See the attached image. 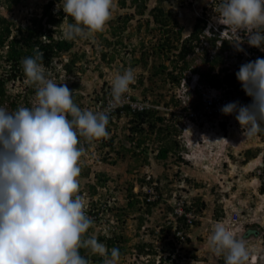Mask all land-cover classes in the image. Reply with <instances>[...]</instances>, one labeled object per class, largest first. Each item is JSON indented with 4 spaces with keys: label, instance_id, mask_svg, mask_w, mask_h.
<instances>
[{
    "label": "clouds",
    "instance_id": "obj_1",
    "mask_svg": "<svg viewBox=\"0 0 264 264\" xmlns=\"http://www.w3.org/2000/svg\"><path fill=\"white\" fill-rule=\"evenodd\" d=\"M208 5L203 4L202 0H176L171 5L178 26L182 29L181 39L189 37L197 19L204 27L205 17L211 16L206 12L214 7ZM61 9L65 19L71 17L73 20L64 24V38L86 39L103 31L112 18L115 3L114 0H63L62 6L57 4L55 11ZM213 9L216 12L213 13L217 14L212 18L213 22L220 29L228 27L236 32L246 31V43L264 51V0H219L217 9ZM243 43L232 45L237 51L244 52ZM173 53L176 55L177 49L172 50V57ZM43 57L44 54L37 50L33 56L22 60L24 80L29 86L21 94L29 91L28 104L23 102V106L11 112L0 107V264H91L89 258L81 254L82 249L102 257L103 264H119L121 253L118 248L109 249L95 234H88L94 220L87 214L85 196L80 194L82 158L86 157L91 143L96 140L103 142L110 135L107 130L109 111L87 110L103 88H94L86 94L89 101L86 109H81L73 100V91L68 88L75 83L73 73H66L61 63H54L53 68L46 70ZM61 59L64 62L68 60L64 57ZM187 59L189 68L194 64L190 60L196 57L189 55ZM187 68L181 72L179 82L186 78ZM176 71L179 72L178 69ZM193 71L204 75L199 68ZM235 75L250 102H229L220 111L225 116H234L243 136L252 138L264 132V58L257 57L242 64ZM135 80V71L130 67L115 74L111 83L110 107L123 102ZM179 82L172 86L173 97ZM137 87L130 89L132 93L141 89L138 94L133 93L134 97H144L143 88ZM77 90L82 92L81 89ZM192 90L195 89L189 86L185 91L190 93ZM9 93L13 97L10 88ZM160 106L164 114V106ZM127 118H124L126 124ZM184 123L180 122L183 124L182 131L188 130ZM110 127L111 131L114 127L109 126L108 129ZM204 128L207 129L206 134L213 133V140L220 143L222 153L227 149L233 150L235 145L228 138L229 129L224 122L218 125L210 123ZM223 129L226 130L224 133ZM200 132L196 135H202ZM219 132L220 137L217 136ZM85 144L91 145L86 149ZM189 146L190 143H184L187 152H190ZM260 149L259 146L256 155L249 160L244 158L243 163L251 162L253 169L260 159ZM257 189L262 194L261 189ZM235 202V206H221L216 217L206 218L213 228L208 246L215 256L223 257L224 264H254L262 259V223L256 213L250 215L247 212L249 209H246L244 202ZM180 205L184 208V203ZM177 207L172 212L171 221L176 227L180 223L175 213ZM257 207L260 208V205ZM188 210L195 215L192 225H188L193 227L201 218L196 207L184 208V211ZM236 210L241 215V223H228L230 213ZM179 217L186 223L184 215ZM236 234L259 235L261 248L256 251L252 249L249 253L245 241L237 239Z\"/></svg>",
    "mask_w": 264,
    "mask_h": 264
},
{
    "label": "rangeland",
    "instance_id": "obj_2",
    "mask_svg": "<svg viewBox=\"0 0 264 264\" xmlns=\"http://www.w3.org/2000/svg\"><path fill=\"white\" fill-rule=\"evenodd\" d=\"M31 1L34 4L35 2L40 4L38 6L40 12L42 4L48 0ZM52 1H54V10L57 4L62 6L63 0ZM154 2L155 0H149L148 4L152 5ZM175 2L176 0H162V3L169 8ZM202 2L205 5L212 4L215 9L219 4V0H202ZM114 3L115 9L112 12V18L106 23L103 31L96 32L86 39H75L71 50L61 56L69 59L73 52L85 53L88 63L81 60L76 63V67L81 65L85 70L78 73L80 76L75 78L80 84L83 83L85 89L80 88L82 90L80 94L85 97L94 88L104 89V79L109 77L110 82H112L117 72L122 73L129 67L128 62H131L129 60L133 56L138 58L141 52H151L153 49L151 48L152 44L157 41L158 31H146L145 25L139 23L142 18L134 16L128 22L125 32L119 37H123L126 47L121 48L120 45H117L120 52L116 53L109 64L99 62L102 52L111 50V46L104 44L103 37L114 39L111 36L112 25L116 24L115 22L120 20L126 13L127 15L134 13V7L130 6V0H126L127 7H121L119 0H114ZM33 5L27 7H22L23 5L16 6L11 12L0 9V13L12 15L16 20L23 22L26 16L35 11ZM66 23H68V20L62 19L60 28H63ZM184 33H187V31H184ZM136 43L138 44L136 47L139 49L132 52V45ZM139 43L146 44V47H140ZM167 54L170 55V59L165 61L164 64L169 70L174 64L172 63L174 57L170 53ZM151 57L152 55L144 67L136 65L134 71L135 74L142 72L144 74L143 83L146 85L145 87L148 86L145 95L154 100L155 98L161 99L163 103L171 97L172 89L169 88L166 82H162L166 77L164 76L165 73H155L159 62L163 60ZM124 61L127 62V66ZM193 61L194 64H199L198 68L201 73L208 72L209 64L200 63L196 59L190 60V63ZM97 65L98 68H96ZM100 69L102 75L99 76ZM147 74L148 79H146ZM28 86L29 84L24 79L9 86L14 98L16 99V96H19L17 100L21 102V106H23L22 99L24 97H20V94L22 91L27 90ZM140 88L143 87L140 86ZM140 91L141 89L134 90L133 93L138 94ZM7 103L5 102L0 107H4L11 112ZM167 108L168 110L164 112V122L174 124L180 132L173 136L179 141V148H176L177 152H175L176 149L173 150L172 148L166 158L157 156L156 147L160 144V141L155 138V140L148 142L146 152L139 155L129 151L115 152L110 146L103 145V142L99 140L94 141L88 147L87 155L81 161L80 194L85 196L87 203L95 209L100 219V221L94 222L90 235L103 234L107 237L111 235L110 227L111 230L116 229L123 247L122 252H120L119 264H222V256H215L209 249L208 238L213 228L211 227L212 224L209 225L207 222V219L209 220L212 216L215 215L214 217H216V214L218 215L221 206H235L237 200L244 202L250 215L256 213L262 223L261 231L264 233V197L259 194L257 180L250 172L252 166L243 163L244 152L248 149L257 152L258 145H262L264 137L247 138L243 136L240 129H236L234 132L229 129L228 138L235 146L233 150L227 149L222 153L221 148H219L220 143L213 140V133L209 137V134L206 136L194 135L189 130L182 131L181 126L183 124H180V122L185 121L183 114L175 111L174 104H170ZM169 112L174 114L172 115ZM164 124L158 123L157 126H164ZM116 125V128L114 127L110 131V135L113 136L108 135L106 140L113 137V144L117 145L118 140L122 139L126 133V129H124L126 122L124 119H120L117 120ZM219 133L221 134V132ZM185 142L190 143L196 153L187 152L184 148ZM260 147L263 149L262 146ZM258 159L257 157L256 161ZM243 166L248 168L244 169ZM97 173H104L103 176L107 178L105 187L97 186L96 192L93 194L89 184L95 182ZM129 188L136 195L140 191V195L137 196L140 199L149 194L153 197L155 195L157 199L161 196L162 199L165 198L166 200L157 202V205L149 213H146L144 206H142V211L134 212L129 207L126 208L127 196L130 194ZM251 194L253 195L250 196ZM194 197H200V202L205 205L201 209L199 205L197 210L201 220L198 219L196 225L182 231L185 235L184 239L178 237L179 235L177 236L175 223L172 224L170 231H162L164 223H170L173 218V214L167 212L166 208L171 206L182 207L181 203H189ZM259 205L260 208L257 207ZM139 216L143 217V223L140 226ZM185 231L187 233H184ZM235 236L237 239L245 241L249 253L252 252V249L256 251L261 248V240L258 236L253 237V235L247 234H236ZM138 243L151 244L152 254L146 256L139 253L135 248ZM146 249H149V247ZM87 255H91V253L88 252ZM91 264L93 263L91 262Z\"/></svg>",
    "mask_w": 264,
    "mask_h": 264
},
{
    "label": "trees",
    "instance_id": "obj_3",
    "mask_svg": "<svg viewBox=\"0 0 264 264\" xmlns=\"http://www.w3.org/2000/svg\"><path fill=\"white\" fill-rule=\"evenodd\" d=\"M37 1V0H35ZM130 6L134 7V13L124 15L121 17L120 20L115 22L116 24L112 25L111 29V36L114 39H109L107 37H103L104 44L106 46H111V50L104 51L101 54V60L99 62H107L108 64L114 59L116 53L120 52L119 47L121 48L126 47V43H124L123 37L119 38L120 35L125 32L126 27L128 26V22L134 16H140L142 21L139 23L145 25L146 31H158L157 41L152 44V51L154 52H141L140 57L136 58L133 56L128 62L129 67L134 69L136 65L140 67H144V65L148 62L149 57L152 55L151 58H159L163 61L159 62L158 68L155 70V73H165L164 81L167 84H170L169 88L172 89L173 85H176L179 82L181 72L184 68L188 67L189 61L187 57L189 55H193L194 50V40L197 39L198 33L202 30V26L200 25V20L197 19L192 26V31L189 37L181 39L182 29L178 26V21L174 17L173 11L171 8L167 7L162 3V0H155L154 4L149 5V0H130ZM34 2L31 0H0V9H3L6 12H11L16 6H31ZM119 4L121 7H127L126 0H119ZM40 4L36 3L33 5L35 6L33 9L35 10L30 15L26 16L24 21L16 20L12 15H5L4 13H0V106H2L5 102H8L7 105L10 108V111L16 110L20 106V101L17 100L19 96L12 97L9 93L8 84H15L17 81H21L25 78L23 67H22V60L25 57L33 56L37 50L41 51L44 54L43 57V64L46 70L51 69L54 67V63H61L62 67L64 68L66 73H73L74 75V88H68L73 91V100L74 102L81 108L86 109V103H88L89 99L85 98L83 95H80L77 89L84 88L82 84L75 79L80 76L78 73L85 70L84 67L81 65L77 66V62L84 61L87 62L85 58V53H77L73 52L72 56L64 62L61 59L63 54H66L71 48L74 46V40H67L63 36V28H60L61 20L65 19V14L62 10L55 11L54 10V1L48 0L46 3L42 4L41 11H38V6ZM68 23H72V18L67 17ZM141 20V19H140ZM214 39H212V42ZM132 45V44H131ZM137 43L132 45L131 51H138ZM140 47H146V44L139 43ZM151 46V45H150ZM149 46V47H150ZM118 47V48H117ZM227 42L223 48H226ZM177 49L176 55L173 53V62L174 65L170 69L167 70V66L164 64L165 61H169L170 53L172 55V50ZM219 62L218 58H214L211 61L207 62L210 68L207 70H211V68ZM127 62L124 61V64ZM180 64V65H179ZM179 65V66H178ZM99 66L97 65L96 68ZM128 67V68H129ZM174 67V68H173ZM178 71L175 72V70ZM101 70V69H100ZM167 70V72H166ZM102 75L99 73V76ZM210 74L204 73L205 79L211 85H219L220 80L216 77H210ZM53 78V75H51ZM144 74L138 73L136 74L135 83L130 86L134 89H138L137 86H142L143 93L148 90V86L145 87L143 83ZM56 78H58V73H56ZM146 79H148V74L146 75ZM75 90V91H74ZM32 93H34L32 91ZM23 102L28 104V96L31 95L29 91H26L24 94ZM146 99L153 101V103L157 105H162L164 107L169 106L170 104H176L177 101L171 94V97L168 101H164L162 103L161 99H151L148 95L143 94ZM172 102V103H171ZM170 114H174L169 112ZM124 114L125 118H127V124L124 126L126 129V133L122 137V139L118 140L119 142L113 144V137L109 138V140H103V145L110 146V148L115 152H125L129 151L134 153L135 155H139L142 152H146L148 142L155 139L160 141V144L156 147L157 156L160 158H166L170 150H175L179 148V141L176 140L173 136L178 134V129L174 124H167L165 123V113L161 111V107L159 109L149 108L143 110H136L131 111L129 107H125L124 111L117 113V118ZM164 124V126H157V124ZM117 123H109L107 126L108 133L110 132L111 127L108 129L109 126L115 127ZM174 138V139H173ZM154 139V140H155ZM259 150V149H257ZM177 152V149L175 150ZM249 152V150H246ZM255 156V155H254ZM104 173H97L96 180L94 183H90L91 193L96 192V187L101 186L105 187L106 178L103 176ZM158 188V187H157ZM129 196H127V203L126 208H130L134 212L142 211V206L145 207L146 213L151 212V210L157 205V202L163 201L162 197L160 196L158 199L148 200L147 197L149 194L145 195L143 198H138L137 196L140 195V191L138 194H134L129 188ZM166 200V199H165ZM202 208L205 204L200 202V197L192 198V201L187 203V206L184 204V208H196V210ZM173 206L166 208L167 212L172 213L174 211ZM139 226L143 223V217L139 216ZM177 220L181 223L178 224V230H187L189 229L188 224L184 222L182 217L177 216ZM196 223V222H195ZM172 227V222L164 223V227L162 231L167 230L170 231ZM92 228L89 229V235ZM110 236H105L103 234H99L97 236L98 240L105 243L106 246L111 249L116 247L122 252V243L119 239V235L116 233V229L111 230ZM184 233H187L186 231ZM187 235V234H186ZM187 239L188 236H186ZM152 245L149 243H138L135 245L138 252L149 256L152 254ZM149 247V249H146ZM81 254L85 255L89 258V260L93 264H103V258L99 255H87L88 252L86 250H81ZM221 263L224 264L223 257L221 258Z\"/></svg>",
    "mask_w": 264,
    "mask_h": 264
},
{
    "label": "built area",
    "instance_id": "obj_4",
    "mask_svg": "<svg viewBox=\"0 0 264 264\" xmlns=\"http://www.w3.org/2000/svg\"><path fill=\"white\" fill-rule=\"evenodd\" d=\"M213 8L210 7V10L206 12L207 15L210 14L211 16L205 17L206 24H204V27L200 33H198L197 39L193 41L194 50L192 54L196 57L197 61H200V63L207 64V62L214 58L219 59V62L209 70V76L216 77L220 80V83L215 86L209 84L207 80H205L204 75H200L198 72L193 71L194 68L196 69L199 67V64H192L186 70V78H182L179 82V86L175 89L174 97L177 101L175 104V111L183 114L185 120L184 124L187 129L191 128L200 132L204 126L209 125L210 123L218 125L221 124V122H224L228 129L233 131L240 129L242 133V129L234 119V116H225L221 113L220 109L223 105L233 101H239L242 104L250 102V98L242 91L241 85L236 79L235 74L242 64L248 61H254L257 57L264 58V51L250 47L246 43V37L248 35L246 31L236 32L228 27L220 29V26L213 22L212 18L217 15L214 14L216 12H214ZM212 39H214L213 42ZM225 42H227L228 47L223 48ZM237 42H244L241 45L244 52H239L233 47L232 44ZM245 53H247V55H245ZM70 77L72 78V76ZM105 80L106 82L104 84V89H102V93L92 100V105L87 110H108L110 123H117V120L125 118L124 114L117 118V113L124 111L125 107H129L131 111L149 108L159 109L161 107L144 97H134L135 95L130 89L125 94V98L120 105L110 107L112 82H110L109 77ZM189 86L195 90L186 93L185 90ZM165 110H168V108L164 107L163 111ZM256 137H264V132L257 134ZM91 144H85L86 149ZM261 144L262 145L259 146H262L263 149L260 152L258 163L255 164L252 169V174L257 180L258 187L261 189V195L264 197V141H262ZM155 198V195L154 197L151 195H148L147 197L148 200H154ZM175 213L177 216L184 215L185 221L188 225H192L195 219V215L192 211H184V208L180 206L175 209ZM87 214L93 218L94 222L100 221L95 209L91 208L88 203ZM227 222L230 224L241 223V215L239 211L236 210L230 213ZM177 236L184 239L181 230H177ZM261 256L262 259L254 264H264V248Z\"/></svg>",
    "mask_w": 264,
    "mask_h": 264
},
{
    "label": "crops",
    "instance_id": "obj_5",
    "mask_svg": "<svg viewBox=\"0 0 264 264\" xmlns=\"http://www.w3.org/2000/svg\"><path fill=\"white\" fill-rule=\"evenodd\" d=\"M206 126H207V125H206ZM188 130H189V132H193L194 135H196V133H199L198 131H195V130H192V129H188ZM188 130H185V131H188ZM206 131H207V129L204 128V129H202V131H201L200 133H201L202 135H205V136H206V135H207V134H206ZM225 131H226V130L223 129L222 132L224 133ZM179 132H180V130H179ZM211 134H212V132H211L208 136L210 137ZM227 134L229 135V132H227ZM194 135H193V137H195ZM217 136L220 137L221 134L218 133ZM235 138H236V137H235ZM184 148H185V147H184ZM189 148H190V153H191V152H193V153L195 152V153H196V151H193L194 148H193L192 146H189ZM186 150H187V149H186ZM249 151H250V153H249V152H246V151L244 152V154H245V155H244V158H245L246 160H249L251 157H253V156L256 155V153H257V152H252L251 150H249ZM247 165H249V166L251 167V166H252V163L249 162ZM243 167H244V166H243ZM247 168H248V167H244V169H247ZM245 180H246V179H245ZM252 195H253V194H251L250 196H252ZM250 196H249V197H250ZM255 199H256V198H255ZM237 202H238V203H242V202L239 201V200H237Z\"/></svg>",
    "mask_w": 264,
    "mask_h": 264
}]
</instances>
